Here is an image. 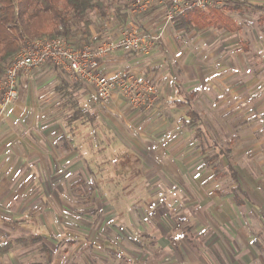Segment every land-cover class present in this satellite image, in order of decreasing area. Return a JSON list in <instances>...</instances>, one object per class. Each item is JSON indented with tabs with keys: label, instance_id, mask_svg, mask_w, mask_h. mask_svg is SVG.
Instances as JSON below:
<instances>
[{
	"label": "rangeland",
	"instance_id": "374dc122",
	"mask_svg": "<svg viewBox=\"0 0 264 264\" xmlns=\"http://www.w3.org/2000/svg\"><path fill=\"white\" fill-rule=\"evenodd\" d=\"M239 3L240 10L230 14L238 32H208L190 45L196 62L211 70L209 83L199 71V86L193 92L197 101L191 108L202 121L194 126L198 129L194 134H185L178 117L174 121L176 113L183 116L185 110L173 112L175 104L167 102V90L166 105L160 113L154 112L151 123L146 118L151 108L146 113L144 107L133 108L123 98L121 105L92 98V110L101 124L130 151L121 167L131 168L139 179L131 184L115 173L102 180L91 173L87 157L79 163L70 157L63 169L35 170L38 184L29 206L36 212V229L19 235L21 244L31 246L27 263L264 264V19L252 8L264 5V0ZM169 9L167 0H152L146 12L131 15L128 0H103L102 10L88 15V27L97 33L94 44L120 29L155 34L160 24L171 25L166 19ZM147 11L152 13L148 17ZM119 14L125 17L120 20ZM67 19L69 42L76 48L91 45L84 23L70 14ZM145 21L154 22L144 27ZM23 36L33 37L24 31ZM184 37L174 39L181 42ZM159 41L153 49L157 54L145 62L156 55H163L165 61L159 60V66L143 75L154 81L155 74H162L158 83L154 81L156 91L157 84H169L171 78L183 82L184 75L193 74V65L180 68L171 44ZM220 51L225 56L219 59ZM204 86L216 97L211 107L204 104ZM180 94L188 98L187 92ZM55 117L52 111L38 122L41 130L50 129ZM163 117L167 124L161 122ZM172 125L176 130L166 134ZM227 166L234 169L246 194L241 207L232 201L230 192L237 184ZM110 177L119 182L114 189Z\"/></svg>",
	"mask_w": 264,
	"mask_h": 264
},
{
	"label": "crops",
	"instance_id": "0c3cea01",
	"mask_svg": "<svg viewBox=\"0 0 264 264\" xmlns=\"http://www.w3.org/2000/svg\"><path fill=\"white\" fill-rule=\"evenodd\" d=\"M232 1L234 0H225L223 5ZM236 1L239 2V0ZM222 6H220V8ZM232 13H235V11ZM151 14L152 13L147 11L145 15L148 17ZM119 18L120 20L123 19L122 17ZM153 22L154 21H145L143 25L144 27H148ZM214 31L220 34H232L219 31L216 28H206L201 32L185 33L182 30H176L173 23L166 28H163L162 24L157 26L155 34L159 36V43L165 42L167 46L171 44L170 48H173V56L178 58V66L183 68L186 64L190 66L193 65L191 67L193 74L191 73L188 76L184 75L185 81L182 80L183 82L171 78L169 79V84H157L158 89L156 91V97L153 100L147 101L146 104L142 106L145 108L144 110L146 113H148L151 108V111L146 117L150 123L155 113L161 112V107L166 105L165 102L166 99H168L167 102L175 104L173 112L179 109L185 110V115L182 116L181 112L178 111L176 116L173 117L174 121L175 118L178 117V124H183V128L186 131L185 134L191 135L197 132L198 129L187 127V123L189 122L188 111L193 110L199 116L196 108H191V105L192 107L196 106L197 101L196 96H193V92H195L199 86V80L201 78L200 72L203 75L205 83H209L207 78L211 72H207L210 70L207 69L208 67H202L204 65L202 64L203 62H196L197 54L195 53V49L191 50L190 45L193 47L200 42L202 38H205L203 36L208 32ZM88 33L89 34L86 36L88 39L90 38L89 41L94 43L97 33L90 27H88ZM109 33L112 34V32ZM182 34L187 36L181 41L184 43V46H181V42L174 39L179 38ZM185 46H187V49L184 50L183 48ZM153 49L149 54L144 56H139L137 53L116 51L101 62L100 70L103 74L108 76L125 77L127 74L132 73L138 78L148 79L154 85V81L158 83L159 79L162 77L160 72L155 74L154 81H151L149 78H143V75L147 71H151L153 68L159 66L160 63H157L159 60L164 62L165 59H163V55H156L154 60L145 62V58L157 54L158 51ZM217 55L219 59L220 56H225H223L222 51H220V53L217 52ZM140 66L143 68V71H146L143 72L138 69ZM168 69L169 67L166 65L165 70ZM197 71L200 72L196 74ZM205 74L207 75L206 77ZM17 84L18 95L0 118V245H11L8 252L0 254V264H29L26 260L29 258L31 246L29 244H21L23 242L19 235L25 232L34 233L31 229H36V212L34 208L32 209L29 206L31 203L33 205L35 201L34 193L38 184L34 171L37 169H63V167L68 164L70 157H73L78 163L81 158L84 159L87 157L89 159V152L86 151L85 147L77 148L75 145L78 141L76 140L77 142H75L70 139L67 128L69 115L73 113V110L70 111V100L76 103V107L74 108L75 111H78L79 108L82 110L86 109L89 116L95 119V126L97 127L98 134H101L102 132L100 130H103L110 139H114L116 146L109 149V155H119L117 158L118 161L116 162L118 167H121L120 164H124L126 157L131 155L130 151L124 149L122 144L114 136V133L101 124L100 116L93 112L91 107L92 98L96 97L93 89L89 85L83 82H72L62 70L56 69L50 64H44L38 68L20 74L17 79ZM166 90L168 91V95H166L165 99L164 91ZM180 90L187 92L188 98L182 96V99ZM201 92V95L205 98L204 104L207 107H211L216 97H214V94L209 92L205 86L203 89L201 88ZM216 95L218 96V94ZM123 100L122 98L114 96L107 105H121ZM52 111L56 112V117L53 121L51 120L53 123L50 124V129L42 131V126H39L38 122H44L48 114ZM162 116H164V112ZM164 117L161 118V122L167 124L168 119L166 120ZM55 122H59L60 127ZM201 123L202 121L200 119V125ZM38 127L40 129H38ZM173 129H175L173 125L167 127L165 129L166 134ZM83 133L82 131L81 137H84ZM65 136L71 141V145L67 144L68 142L67 140L65 141ZM77 137L79 138V136ZM58 139L61 141L60 144H56L55 142ZM41 140L43 142L40 144L39 142ZM52 141L55 143H52ZM63 142H65L64 145ZM99 157L100 154H97L92 159L96 160ZM111 174L114 176L115 172H108L107 175L110 176ZM107 175L101 177L99 174V178L103 180ZM122 175H124V178L129 180L131 184H135L139 179L132 175L131 170L128 173L124 172ZM110 178L111 184H119V182L113 179L114 177Z\"/></svg>",
	"mask_w": 264,
	"mask_h": 264
},
{
	"label": "trees",
	"instance_id": "16d2710c",
	"mask_svg": "<svg viewBox=\"0 0 264 264\" xmlns=\"http://www.w3.org/2000/svg\"><path fill=\"white\" fill-rule=\"evenodd\" d=\"M240 6L241 4L234 0L227 2L221 8L214 7L207 11L187 10L183 15L175 17L173 26L176 30H182L185 33L201 32L206 28L233 33L239 30V26L229 14L239 11ZM102 8L103 0H0V78L5 66L19 49L23 31L32 35V38L48 36L63 37L68 40L72 33L67 19L70 14L78 23H84L85 33L89 34L88 15L96 10L101 11ZM252 8L263 14L261 17L263 20L264 5ZM119 16L124 15L119 14ZM75 107L76 103L70 100V111L73 110V113L69 115L67 128L70 139L78 141L75 146L85 147L89 152L88 164L92 166L91 173L100 174L101 177L111 171L117 174L128 173L131 168L118 167L116 162L119 155H109V149L116 146L114 139H110L103 130H100L102 133L98 134L95 119L89 116L86 109L79 108L75 111ZM188 116L187 127L191 128L200 124L199 116L193 110L188 111ZM82 131L84 137L80 136ZM214 149L218 150L217 154H219V149L215 146ZM97 154H100V157L93 160L92 158ZM227 171L232 181L237 184L238 179L234 169L227 166ZM112 188L114 189L115 185ZM230 193L233 203L241 207L243 205L241 197L246 198V194L240 186L237 184ZM10 246L9 244L0 245V254L8 252Z\"/></svg>",
	"mask_w": 264,
	"mask_h": 264
},
{
	"label": "built area",
	"instance_id": "2783aa9c",
	"mask_svg": "<svg viewBox=\"0 0 264 264\" xmlns=\"http://www.w3.org/2000/svg\"><path fill=\"white\" fill-rule=\"evenodd\" d=\"M169 11L166 19L173 23L175 17L187 10L207 11L223 5V0H167ZM152 0H128L131 15L146 11ZM159 36L133 28L120 29L96 45L74 47L63 37L23 36L14 57L5 66L0 78V118L18 95V76L44 64L62 70L72 82L89 85L95 97L107 104L114 96L125 99L133 108H139L156 97L154 85L148 79L134 74L108 76L101 72V62L116 51L147 55L154 48Z\"/></svg>",
	"mask_w": 264,
	"mask_h": 264
}]
</instances>
